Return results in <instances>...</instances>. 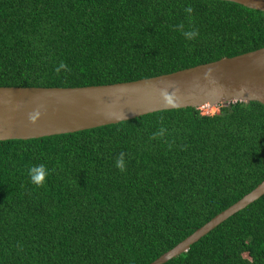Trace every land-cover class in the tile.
<instances>
[{"label": "trees", "instance_id": "1", "mask_svg": "<svg viewBox=\"0 0 264 264\" xmlns=\"http://www.w3.org/2000/svg\"><path fill=\"white\" fill-rule=\"evenodd\" d=\"M262 47L264 12L226 0H0V86L132 81ZM263 180L258 101L0 141V264H150ZM164 264H264V194Z\"/></svg>", "mask_w": 264, "mask_h": 264}, {"label": "water", "instance_id": "2", "mask_svg": "<svg viewBox=\"0 0 264 264\" xmlns=\"http://www.w3.org/2000/svg\"><path fill=\"white\" fill-rule=\"evenodd\" d=\"M264 12V0H226ZM235 101L264 105V47L132 81L74 87L0 86V141L72 133L160 110ZM264 194V180L150 264H164Z\"/></svg>", "mask_w": 264, "mask_h": 264}, {"label": "clouds", "instance_id": "3", "mask_svg": "<svg viewBox=\"0 0 264 264\" xmlns=\"http://www.w3.org/2000/svg\"><path fill=\"white\" fill-rule=\"evenodd\" d=\"M116 166L123 171L124 170V163L123 157H121L118 161ZM29 178L31 182L37 186L41 185L47 176V170L41 165L39 167H32L29 169Z\"/></svg>", "mask_w": 264, "mask_h": 264}, {"label": "rangeland", "instance_id": "4", "mask_svg": "<svg viewBox=\"0 0 264 264\" xmlns=\"http://www.w3.org/2000/svg\"><path fill=\"white\" fill-rule=\"evenodd\" d=\"M204 113H214L219 110V105L214 106H204L201 108Z\"/></svg>", "mask_w": 264, "mask_h": 264}]
</instances>
